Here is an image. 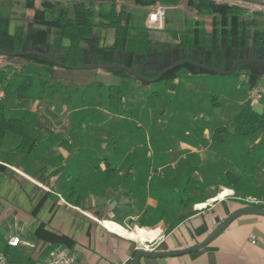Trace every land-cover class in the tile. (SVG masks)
<instances>
[{
    "label": "crops",
    "instance_id": "obj_1",
    "mask_svg": "<svg viewBox=\"0 0 264 264\" xmlns=\"http://www.w3.org/2000/svg\"><path fill=\"white\" fill-rule=\"evenodd\" d=\"M27 1L35 6L50 1L69 10H72L75 3L72 4L73 0H0V8L3 3V7L12 12L13 18L21 22L19 19L22 14L27 17L34 15V9L27 8ZM67 1L72 4L70 8L66 5ZM141 7L146 9L152 6ZM261 12L260 17L264 18ZM207 18H210L209 21ZM186 20L204 21L209 28L211 17L197 14L193 19ZM113 42V31H109L105 44L111 46ZM29 61L28 66L40 67V64ZM226 64V61H221L222 67ZM56 68L62 70L58 66L51 69ZM92 69L96 68L86 70ZM107 74L110 75L107 87H121L124 84L121 78L125 77L110 72ZM263 75L264 70L256 85L260 89L262 86L259 80ZM219 76L222 77H212L220 86L218 89L212 88L211 96L213 100L222 101L223 104H219L221 109L227 104L228 93L230 97L235 92V83L231 81V76L225 77L229 75ZM244 78L248 81L246 72ZM204 79L201 74H189L186 77L180 75L169 85V92L174 94L184 86L182 92H187V87L191 86L188 92L198 96L196 92L200 90L197 88ZM140 82L137 80L136 84L145 85ZM249 88L244 98H239V104L249 99ZM263 99L264 95L260 100ZM263 107L262 102L253 105L260 113ZM35 129L40 139L32 152L13 154L15 151L8 150L4 143V150L8 151L9 157L8 160L0 158V253L6 254V264H46L50 253L57 248L75 253L76 264H133L134 252L140 247L138 241L145 243L153 235L155 238L152 244L156 251L187 248L202 241L232 212L247 207L238 201L240 197L237 196L243 194L236 191L233 185L214 184L213 178H208L206 185H203L205 187L198 185L192 189L203 191L201 195L204 199L186 207V202L179 199L180 190L170 188L172 182L180 181V176H159L157 187L153 189L154 176L138 174L139 168L136 165L140 162L127 157H106L103 161L106 166L101 164L97 168H94L93 162H82L83 167H76L78 171L75 174L69 170L79 158L80 152L76 155L73 151L76 146L71 145L66 138L60 141L52 139L53 134L44 133L45 127ZM180 146L183 150L200 154L201 163L209 162H206L207 154L202 153L206 148L186 142L180 143ZM161 167L163 165L159 169ZM213 170L210 168V171ZM219 172L223 173V169ZM203 180L204 177H201ZM140 187L144 189L140 190ZM189 195L193 197L194 194ZM117 198L121 203L135 204V208L130 206L118 210L115 204ZM180 215L184 219L169 229L172 221ZM131 220L136 224L134 230L122 225H128ZM13 235L20 237L16 247L8 245V239ZM252 235L256 236L255 242H252ZM140 264H264V216L247 214L238 217L217 238L196 252L171 257H142Z\"/></svg>",
    "mask_w": 264,
    "mask_h": 264
},
{
    "label": "rangeland",
    "instance_id": "obj_2",
    "mask_svg": "<svg viewBox=\"0 0 264 264\" xmlns=\"http://www.w3.org/2000/svg\"><path fill=\"white\" fill-rule=\"evenodd\" d=\"M76 1L73 0L72 4ZM117 1L126 5L144 23L148 13L153 10V7L143 9L133 1ZM217 1L238 4L251 11L264 13V0ZM72 4L70 1L66 3L69 8ZM165 12V18L168 19V24L172 28H178L185 19H193L197 16L193 9L183 5L178 8L165 6ZM207 19L209 21L210 18ZM260 19L264 21V18L260 17ZM158 33L165 38L163 32ZM82 45L87 46V40H83ZM155 55V51L151 52L145 63L135 62L133 68L141 72L157 69ZM119 58L124 59L122 55ZM224 61L229 63L225 56L222 59L223 63ZM28 62L30 61L23 58L0 56L2 66L10 64L16 68L27 69L35 75L42 73L43 77L50 79L51 83L63 82L66 86L64 94H57L50 98L48 94L51 88L48 85L41 86L36 83L31 93L32 98L20 100L14 95L7 94L6 98L0 101V107L5 106L8 116H20L25 109H30L39 115L38 127H45L44 133L53 134L52 139L56 141L66 138L71 145H75L73 151L76 155L78 151L80 152L79 158L74 165L70 166L69 171L77 174L76 167H83L82 162H93L94 168H97L101 164L106 166L103 162L106 157H127L140 162L136 165L139 168L138 174L145 177L148 174L154 176L153 189L157 187L159 176L170 177L174 174L175 178L180 176V181L172 182L170 188L187 189V194L184 193V195L193 193L195 201L204 199L201 195L203 191L192 189L198 185L205 187L203 185H206L208 178H213L214 184L233 185L236 191L243 194V196L236 195L240 197L238 201L242 203L245 196L264 200V128L242 137H235L232 133L234 119L242 109L239 98L243 99L250 90L244 78L245 66L241 67L243 74L225 76H231V81L235 83V92L230 97L228 93L229 99L226 106L219 109V104L223 103L220 99L213 100L211 90L213 87L218 89L220 86L214 82L213 78L222 77L219 76L221 74H201L205 79L197 88L200 91L196 92L194 89L198 96L188 92L191 86L187 87V92H182L185 89L184 86L182 90L178 88L177 92L172 94L169 92V85L163 79L137 85L135 79L130 81L129 78H121L124 84L118 87V91L107 92L105 88L110 78L107 70L99 68L86 71L66 68L52 70L51 67L38 62L36 64H40L39 68L35 65L28 66ZM256 66L264 70V63H258ZM180 75L186 77L189 74L183 70ZM99 80L101 82H98ZM98 83L104 87L102 88ZM259 84L262 86L264 95V75L259 80ZM41 88L45 92L39 97ZM261 102L264 105V99L253 102V105L256 106ZM262 113H264V107ZM220 124L225 125L227 129L220 135L222 141H214L211 136L216 126ZM17 142V137L10 134L6 137L5 145L13 152ZM182 142L206 148L205 151L208 152L202 153L207 154L206 162H209L201 163L200 154L188 149L183 150L180 146ZM13 154L22 155L17 152ZM80 159L82 161H78ZM162 165L163 167L159 169ZM91 167L94 169L92 165ZM210 168L218 172L210 171ZM221 169L223 173L219 172ZM99 171L101 172L100 169ZM201 177H204L203 181ZM175 183L178 184L173 187ZM141 188L143 187H140V190ZM116 200L118 210H125L130 206L135 208L133 203H121L118 198ZM122 225L131 230L136 228L132 220L128 225L123 223ZM138 244L141 246L148 243L138 241Z\"/></svg>",
    "mask_w": 264,
    "mask_h": 264
},
{
    "label": "trees",
    "instance_id": "obj_3",
    "mask_svg": "<svg viewBox=\"0 0 264 264\" xmlns=\"http://www.w3.org/2000/svg\"><path fill=\"white\" fill-rule=\"evenodd\" d=\"M97 1L75 2L72 10L50 1H43L39 6L27 1L26 6L34 9V15L27 17L22 14L19 19L21 22L14 19L12 12L2 3L0 55L28 59L51 68L104 69L131 80H140L143 84L163 79L170 85L183 70L191 75H239L241 67L245 66L247 82L253 88L263 74V70L256 66L264 63V21L259 20L261 11H250L244 6L214 0H129L139 6H188L199 15L211 17L209 28L204 21L186 19L182 26L172 28L165 18L166 26L157 30L148 28L126 5L117 0ZM109 31L114 34L111 46L105 44ZM157 32H163L165 38ZM83 40H87V46L82 45ZM154 51L157 69L141 72L133 68L137 61L145 63L148 55ZM120 55L124 57L122 61ZM223 56L229 60L225 67L221 65ZM237 62L239 64L234 70ZM176 63L181 64L172 68ZM36 83L51 88L48 94L50 98L64 94L66 88L61 81L51 83L42 73L35 75L10 64L0 65V87L8 95L20 100L32 98ZM105 89L107 92L118 91L114 85ZM44 92L41 88L39 97ZM241 108L234 119L232 133L235 137L264 128V113L255 110L251 100L244 101ZM38 125L39 115L30 109H25L20 116H8L5 106H1L0 158L8 160L9 153L4 150V143L10 134L18 139L15 152H32L40 139L35 134ZM216 127L211 138L222 141L220 135L227 128L225 125ZM186 192L187 189L180 190L179 199L185 201L188 207L196 202L189 194L184 195ZM243 205L254 204L244 201ZM183 219L184 216H178L169 229H173Z\"/></svg>",
    "mask_w": 264,
    "mask_h": 264
},
{
    "label": "built area",
    "instance_id": "obj_4",
    "mask_svg": "<svg viewBox=\"0 0 264 264\" xmlns=\"http://www.w3.org/2000/svg\"><path fill=\"white\" fill-rule=\"evenodd\" d=\"M155 6V7H154ZM153 10H151L148 13L147 19H146V26L150 29H163L164 27V19H165V6H162L160 4L154 5ZM7 96L6 91L0 87V101H3ZM263 92L262 90L255 86L251 89L249 100L252 102H257L258 100L262 99ZM244 201L254 204L256 206L261 205L264 208V200L259 199L257 197H246ZM260 207V206H259ZM252 242H255V235L251 236ZM20 243V237L13 235L10 236L8 239V245L12 247L18 246ZM139 248H144L148 251H156V248L154 247V244L148 243L146 245H141ZM7 262V256L4 252L0 253V264H6ZM77 263V255L73 252H69L68 250L64 249H55L53 250L49 258L46 262V264H76Z\"/></svg>",
    "mask_w": 264,
    "mask_h": 264
},
{
    "label": "water",
    "instance_id": "obj_5",
    "mask_svg": "<svg viewBox=\"0 0 264 264\" xmlns=\"http://www.w3.org/2000/svg\"><path fill=\"white\" fill-rule=\"evenodd\" d=\"M180 64L181 63H176L172 66V68L177 67ZM238 64L239 62L236 63L234 70H236ZM163 73L158 77L159 79L163 76ZM247 214L264 216V208H261L259 206H247L232 212L211 232H209V234L206 235V237L202 241L187 248H183L175 251H148L144 248H138L134 253L133 264H140V260L142 257H148V258L171 257V256H179L182 254L201 250L202 248L207 246L211 241L217 238L235 219H237L242 215H247Z\"/></svg>",
    "mask_w": 264,
    "mask_h": 264
},
{
    "label": "bare ground",
    "instance_id": "obj_6",
    "mask_svg": "<svg viewBox=\"0 0 264 264\" xmlns=\"http://www.w3.org/2000/svg\"><path fill=\"white\" fill-rule=\"evenodd\" d=\"M144 231H146V230H144ZM143 232V231H142ZM153 238H155L153 235H151L150 236V239L151 240H148V241H146L145 243L143 242V241H141V243H144V244H146V243H151V242H153Z\"/></svg>",
    "mask_w": 264,
    "mask_h": 264
},
{
    "label": "flooded vegetation",
    "instance_id": "obj_7",
    "mask_svg": "<svg viewBox=\"0 0 264 264\" xmlns=\"http://www.w3.org/2000/svg\"><path fill=\"white\" fill-rule=\"evenodd\" d=\"M122 61V60H121Z\"/></svg>",
    "mask_w": 264,
    "mask_h": 264
}]
</instances>
